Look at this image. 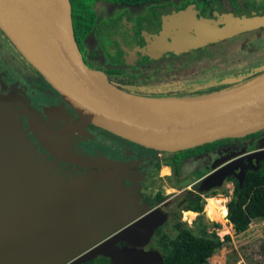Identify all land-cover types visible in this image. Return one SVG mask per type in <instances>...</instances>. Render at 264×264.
I'll return each instance as SVG.
<instances>
[{
	"label": "flooded vegetation",
	"instance_id": "af4514ba",
	"mask_svg": "<svg viewBox=\"0 0 264 264\" xmlns=\"http://www.w3.org/2000/svg\"><path fill=\"white\" fill-rule=\"evenodd\" d=\"M94 11L95 16L91 17L89 23L85 25L86 28L84 29L83 26L84 30L75 29L74 34L84 62L87 66L102 65L107 72L109 70L111 73L101 71L106 74L108 81L117 78L118 70L137 69L141 65L152 66L183 61L188 64H204L207 67L212 63H227L230 58L244 59L246 63H264V43L261 42L264 38V26L187 52L165 51L160 46L149 45L154 38L167 32L168 29L163 24L165 17L186 11L190 12L194 20L214 19L224 14L247 18L264 17V0H101L95 4ZM242 35L245 36L243 41H231ZM166 37L169 36L166 35ZM11 42L0 27V95L8 98L9 110L16 103L17 97L26 93V98L30 100L27 114L31 117V121L45 122L51 134L52 126L56 128L54 133L74 127L81 119L75 121L70 116L68 104L59 98L38 97V91L43 90L42 85H39L41 83L38 82V75L27 57ZM161 42L163 44L165 40ZM224 42L228 44L225 48L222 45ZM256 43L259 45L255 46ZM254 46L255 48L251 49ZM209 48L216 51L213 56L204 54ZM12 50H16L17 55H14ZM191 55L193 58H190ZM194 68H188L185 74L194 73L196 69ZM9 69L17 73V80L11 78ZM262 69L264 65L229 80H210L190 95L206 94L213 88L232 90L234 87L245 84L249 78L260 74ZM213 75L218 74H207L185 80L202 82ZM5 79L8 80L9 86L6 85ZM177 83L179 82L158 83L157 87L173 86ZM154 88H148L145 93ZM171 94H173L172 91ZM46 108L55 109L62 114V117L48 115ZM57 122L65 125L60 127ZM101 131L106 130L93 124H84L63 135L58 141V148L65 154L68 149L80 152L78 150L80 148L82 154L89 156L91 161L114 164L113 166H88L89 168L76 166L74 170L76 175L71 176L72 178L67 182L63 180L69 184L76 178L96 174L101 170L113 173L110 178L101 180L97 185L84 190V195L78 192L72 195L73 202L82 214L79 226L104 224L103 230L105 225H108L114 231L118 229L116 232L127 228V232L132 233L130 230L135 225L145 221L158 224L186 223L188 218L184 215H193L195 222L199 218L206 222L208 204L205 202L209 201L208 195L217 191L218 187L224 186V183L231 182L235 187L234 181L240 182V179L244 181L245 175L251 171H258L260 164L264 161V147L256 148L257 144L264 142V130L254 134L251 146L244 145L239 150H229L221 154L216 150L200 151L188 155L185 158L186 162L185 159L173 157L172 153L141 147L108 131L106 132L113 135L116 140L102 139L98 135L102 134ZM37 132L39 133L38 130ZM76 132H83L88 138L78 142L77 146H73L74 141L71 140V136ZM117 138L124 140L121 141L123 143ZM30 139L35 141L33 136H30ZM228 147L229 145L224 143L218 145L216 149L226 150ZM233 152H241V154L237 158L224 161ZM256 153L258 155H255ZM52 158L54 157L51 156ZM52 161L48 166V171L51 172L54 166ZM65 162H63L66 164L64 170H69L71 163ZM257 162L258 167L254 169L253 165ZM241 166L248 167L245 173L241 170ZM52 186L54 185H51L46 200L37 201L39 206L45 202L43 207L39 208L40 215L46 213V216L52 217L55 211L64 207V190L61 186V190L58 188L54 190ZM189 198L201 199L203 210L200 213L190 210ZM177 200H180L178 204L175 203ZM57 205L59 209L55 210ZM97 237L101 239L100 232ZM42 247V243L38 244L35 248V256H31L35 264H60L62 260L64 262L67 259L70 252L66 249L61 251L60 239L47 241L45 247ZM70 247L66 246L68 249ZM109 249H113L110 244L105 247L106 253ZM0 264H20L18 254Z\"/></svg>",
	"mask_w": 264,
	"mask_h": 264
},
{
	"label": "water",
	"instance_id": "95a60500",
	"mask_svg": "<svg viewBox=\"0 0 264 264\" xmlns=\"http://www.w3.org/2000/svg\"><path fill=\"white\" fill-rule=\"evenodd\" d=\"M189 13L165 17L163 24L167 32L154 38L149 45L160 46L165 51L187 52L264 26V17L224 14L214 19L194 20ZM0 27L13 35L14 39H11L22 54L82 116L74 127L52 134L45 122L31 121L51 150L69 163L91 167L114 165L68 155L58 148L63 135L84 124H93L133 144L167 153L224 139L245 138L264 130V76L219 95L191 99L144 98L111 84L102 72L89 68L81 56L70 0H65L64 4L61 0H0ZM162 40H165L163 44ZM224 97L227 98L213 102ZM192 102L200 103L194 113H177L174 109L180 107L177 103ZM1 105L8 111V98H2ZM45 111L50 116L62 117L55 109L46 108ZM263 147L264 142L256 145L258 149ZM240 154L230 153L224 161ZM112 175V172L101 170L76 178L69 184L59 177H41L46 186L62 187L64 207L55 211L52 217L46 213L40 216L28 206L22 208L21 214L28 219L24 229L0 230V263L18 254L20 264H35L31 256H35L37 245L42 243L45 247L46 242L53 239H60L61 251L66 246L78 244L80 239L91 241L89 230L79 226L82 214L72 195L76 192L84 195V190ZM1 187L4 188L1 185L0 190ZM11 194H16L23 202L18 191ZM30 225L35 227L33 231L27 230ZM83 231L85 235H82ZM108 254L120 257L112 249Z\"/></svg>",
	"mask_w": 264,
	"mask_h": 264
},
{
	"label": "trees",
	"instance_id": "16d2710c",
	"mask_svg": "<svg viewBox=\"0 0 264 264\" xmlns=\"http://www.w3.org/2000/svg\"><path fill=\"white\" fill-rule=\"evenodd\" d=\"M70 1L73 10L72 18L74 31L75 29H83V26L85 29V25L89 23L91 17L95 16V4L101 0ZM242 64H246L244 59L235 60L230 58V61L227 63H212L207 67L204 64L198 63L184 64L182 66L174 65L170 68L167 64H157L152 66L141 65L137 69L123 68L122 70H118L117 73L119 75H117V78L115 80L112 79L109 82L126 93L144 98H202L219 95L226 92V90H217L216 88H213L207 91L206 95L181 94L171 97L150 94V91L145 93V90L150 87H157L158 83L169 84L170 82H181L186 78L201 77L207 74L224 73L232 66H239ZM31 65L36 71V74L38 75V82L41 83L39 85H42L43 89L38 91V97H45L49 99L59 98L62 102L68 104L51 86L46 77L32 63ZM263 65L264 63L261 64V67ZM88 67L100 72H110L109 70L107 72L102 65H89ZM190 67H195L196 69L194 68V73L186 75L185 71ZM262 76H264V69H262L260 74L249 78L246 82H252ZM5 83L9 86L7 79H5ZM55 93L58 94V96ZM26 96V93H23L22 96H18L16 103H14L13 107L8 111L1 107L0 100V186L2 185L3 187H7L11 190L18 189L17 191L24 195L22 198L23 202L27 203L30 201L32 206V203L41 199L45 201L47 197L45 192H39V190L37 191V187L39 188L46 185L41 177H60L62 180L67 182L69 179L74 177L73 175H76V172L74 171L76 166H80L82 168L89 167L81 163H71L69 170H64L66 162L51 151L45 141V138L41 136L34 127H32L31 117L27 114V110L30 108V100L26 98ZM4 97L6 96L0 95V99ZM68 106L70 107L69 114L75 121L82 119V116L78 113V111H76L69 104ZM57 123L60 127L65 125L62 122ZM51 130L52 133H54L56 128L52 126ZM30 136H33L35 141H32ZM253 137L254 134L245 138L219 140L197 148L172 153V156L183 160L188 155L205 150H216V152L220 154L229 150H239L244 145L251 146L254 140ZM87 138V134H84L83 132H76L71 136V140L74 141L73 146H77L78 142L86 140ZM36 141L37 143H35ZM224 143L229 145L228 149H216L218 145ZM73 150L68 149L67 154L91 160L89 156L82 154V150L80 148L78 149L80 152ZM51 156L54 158L51 159ZM23 157L26 162L22 161L20 164L21 158ZM51 161L54 164L52 172L48 171L49 162ZM186 161L187 160L185 159V162ZM5 170H7L6 175L4 174ZM234 186L232 200L227 204V219L230 224L233 225L236 233H243L250 228L254 220L264 218V161L260 164L258 171L248 172L245 175L244 181L242 183L234 181ZM52 187L54 190L55 188L61 190L59 185H54ZM216 194L217 193L215 191L211 195L214 196ZM188 205L192 211L200 213L203 210L201 199L189 198ZM57 209H59L58 205L55 207V210ZM213 226L217 227L218 225ZM174 227L178 231L177 238L169 240L165 236L162 239L166 252L162 257V261L158 264H209V260L222 250L224 244L231 241V237L229 235L222 239L216 231L210 232L209 225H207L202 218H199L193 227H188L186 223L181 222L176 223ZM99 240V237L94 238L95 242H98ZM83 264H103V262L99 263L97 259H95Z\"/></svg>",
	"mask_w": 264,
	"mask_h": 264
},
{
	"label": "rangeland",
	"instance_id": "374dc122",
	"mask_svg": "<svg viewBox=\"0 0 264 264\" xmlns=\"http://www.w3.org/2000/svg\"><path fill=\"white\" fill-rule=\"evenodd\" d=\"M5 34L7 38L15 44V42L13 41V35H9L7 34V32H5ZM11 37L13 39H11ZM243 37L245 36L242 35L240 37H236V39L233 38L234 40L232 39L231 41H243V39H245ZM261 42L264 43V38L261 40ZM222 45L224 48L225 46H228L227 42H224ZM258 45L259 44L256 43L255 46ZM255 46L251 47V49H254ZM215 52L216 51L213 50V48H209L206 52H204V54L206 53V55L208 56H213ZM12 53L14 55H17L16 50H12ZM191 56L192 57L190 58H193V55ZM166 64L170 68L174 65L182 66L188 63L182 61ZM258 67H261V64L257 62L246 63L239 66H232L223 74L208 76V78L202 82H199L200 80L189 79L181 81L173 86L167 85L160 86V88L155 87L150 91V94H157L166 97L177 96L181 94L190 95V93L195 92L200 86L204 85L210 80H229L234 78L235 76L249 73L253 68L256 69ZM6 68L9 67L6 66ZM9 73L12 79H18V75L14 70L9 69ZM104 75L106 76V74ZM171 91L173 94H171ZM101 133L102 134L98 135L101 136L102 139L111 138L116 140L113 135L109 134L106 131H101ZM117 139L119 142L124 141L119 138ZM22 161L26 162L24 157L21 158L20 164L22 163ZM253 167L254 169H257L258 162L255 163ZM247 169L248 167L241 166V170L243 171V173H245ZM4 174H7V170H5ZM242 180L243 179H240L241 183L243 182ZM50 189L51 186L46 185L39 188L37 187V191L39 190V192L45 193H49ZM17 190L18 189L11 190L7 187H4L0 190V230H23L24 226H26L28 222V219L25 217V215L21 214V211L22 208L26 206H28V209H32L34 213H41V209L39 208L43 207L42 205H44L45 202L41 204V206H39L38 202L32 203V206L30 201L25 204V202L20 201L16 194H11L16 192ZM233 191L234 187L231 182L224 183V186L218 187V190L216 191L217 194L214 196L208 195L209 201L205 202V204H208V216L205 223L209 225V231H216L222 239L227 235L231 237V241L226 242L222 250H220L209 260V264H264V218L254 220L247 231L243 233H236L233 225L230 224L227 219V204L232 200ZM19 194L21 198L24 197L23 194ZM179 201L180 200H177L175 203L178 204ZM184 217L188 218V221H186L188 227L195 226L196 222L193 215H184ZM174 225L175 223L158 224L152 223L150 221H145L143 223L135 225L132 230H130L132 233L127 232V228L116 232L118 229H115L114 231L110 229L108 225H105V230H103L104 224L80 225V227H82L83 229H87L90 231V235H88V238L91 239V242H84V240L80 239L78 244L71 246L69 249L66 248V251L70 252L67 256V259L64 262L62 260V263L83 264L97 259L99 263L103 262V264H158L162 261V257L166 252L165 247L162 243V239L165 236L169 240H174L177 238L178 231L175 229ZM213 225L218 226L214 227ZM34 228L35 227L33 225H30L27 230L33 231ZM99 232L101 239L98 242H95L94 238L99 235ZM82 235H85V231L82 232ZM109 244L113 248V251L120 254L119 258L111 257L108 253H106L105 247ZM42 248H44V245Z\"/></svg>",
	"mask_w": 264,
	"mask_h": 264
},
{
	"label": "bare ground",
	"instance_id": "6f19581e",
	"mask_svg": "<svg viewBox=\"0 0 264 264\" xmlns=\"http://www.w3.org/2000/svg\"><path fill=\"white\" fill-rule=\"evenodd\" d=\"M61 2L64 4L65 0H61ZM38 65H40V67H42V65L37 62ZM238 87V86H237ZM231 88V87H230ZM229 89V88H228ZM225 90V89H223ZM213 92V91H212ZM209 93V92H208ZM204 94V93H203ZM207 94V93H206ZM205 94V95H206ZM214 94V93H213ZM209 95V94H208ZM201 96V95H200ZM199 97V96H198ZM202 97V96H201ZM227 97H224V98H221V99H218L216 101H213V102H217V101H222L224 99H226ZM199 102H192V103H177V104H180V107L178 108H174L175 111H177V113H194L196 111H198V109L200 108V103L198 104Z\"/></svg>",
	"mask_w": 264,
	"mask_h": 264
}]
</instances>
